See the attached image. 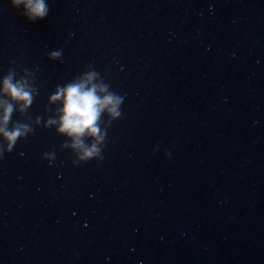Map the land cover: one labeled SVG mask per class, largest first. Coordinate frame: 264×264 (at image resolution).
<instances>
[{
	"label": "clouds",
	"instance_id": "obj_1",
	"mask_svg": "<svg viewBox=\"0 0 264 264\" xmlns=\"http://www.w3.org/2000/svg\"><path fill=\"white\" fill-rule=\"evenodd\" d=\"M9 2L13 8L21 9V15L29 22L42 20L49 13L46 0ZM62 54V49H55L49 51L47 57L56 61L61 59ZM37 92V88L33 86V74L27 69L17 78L15 69L10 68L7 74L0 78V158L6 153H11L19 140L34 131L33 124H41V117H36L28 123L12 122L15 112H19L22 117L26 114ZM123 100L124 98L111 91L99 73L89 66V70L70 82L58 85L49 96L48 104L59 107L46 120L44 127H55L56 133L66 138L61 147L72 150L75 156L74 165L93 159L103 160L102 150L108 126L101 127L102 116H108V125L119 119ZM43 158L51 163L54 154L45 153Z\"/></svg>",
	"mask_w": 264,
	"mask_h": 264
}]
</instances>
